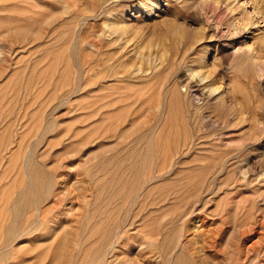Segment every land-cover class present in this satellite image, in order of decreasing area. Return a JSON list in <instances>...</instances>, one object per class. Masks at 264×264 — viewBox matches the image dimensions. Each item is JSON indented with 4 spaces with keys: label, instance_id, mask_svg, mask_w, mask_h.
I'll list each match as a JSON object with an SVG mask.
<instances>
[{
    "label": "rangeland",
    "instance_id": "obj_1",
    "mask_svg": "<svg viewBox=\"0 0 264 264\" xmlns=\"http://www.w3.org/2000/svg\"><path fill=\"white\" fill-rule=\"evenodd\" d=\"M106 263L264 264V0H0V264Z\"/></svg>",
    "mask_w": 264,
    "mask_h": 264
},
{
    "label": "bare ground",
    "instance_id": "obj_2",
    "mask_svg": "<svg viewBox=\"0 0 264 264\" xmlns=\"http://www.w3.org/2000/svg\"><path fill=\"white\" fill-rule=\"evenodd\" d=\"M204 63H205V62H204ZM259 68H260V67H259ZM48 180H49V179H48ZM48 180H47V181H48ZM47 183H49V182H47ZM47 183H46V184H47ZM46 187H47V186H46ZM46 187H45V188H46ZM48 187H49V186H48ZM31 188H32V186H31ZM33 188H34V186H33ZM24 194H25V193H24ZM22 196H23V195H22ZM39 196H40V195H39ZM25 198H26V197H25ZM140 198H141V197H140ZM40 200H41V199H40ZM134 201H135V200H134ZM24 203H25V202H24ZM17 204H18V203H17ZM17 204H15V205H17ZM132 204H133V203H132ZM142 204H143V203H142ZM23 205H24V204H23ZM12 224H14V223H12ZM12 227H13V226H12ZM8 230H9V229H8ZM106 230H107V229H106ZM105 232L107 233L108 231H105ZM151 233H152V232H151ZM12 234H13V233H12ZM103 235H104V234H103ZM108 235H109V234H108ZM109 237H110V236H109ZM107 240H108V239H107ZM109 241H110V240H109ZM107 242H108V241H107ZM9 243H10V242H9ZM9 243H8V244H9ZM9 245H10V244H9ZM106 245L108 246V244H106ZM181 248H182V247H181ZM112 249H113V248H112ZM112 249H111V250H112ZM116 251H118V250H116ZM103 263H104V262H103ZM107 263H108V262H107ZM107 263H106V264H107Z\"/></svg>",
    "mask_w": 264,
    "mask_h": 264
}]
</instances>
